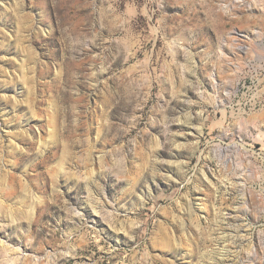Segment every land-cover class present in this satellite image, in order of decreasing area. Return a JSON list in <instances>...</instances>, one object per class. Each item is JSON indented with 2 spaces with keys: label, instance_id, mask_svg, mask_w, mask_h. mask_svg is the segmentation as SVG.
Returning <instances> with one entry per match:
<instances>
[{
  "label": "rangeland",
  "instance_id": "374dc122",
  "mask_svg": "<svg viewBox=\"0 0 264 264\" xmlns=\"http://www.w3.org/2000/svg\"><path fill=\"white\" fill-rule=\"evenodd\" d=\"M0 264H264V0H0Z\"/></svg>",
  "mask_w": 264,
  "mask_h": 264
},
{
  "label": "bare ground",
  "instance_id": "6f19581e",
  "mask_svg": "<svg viewBox=\"0 0 264 264\" xmlns=\"http://www.w3.org/2000/svg\"><path fill=\"white\" fill-rule=\"evenodd\" d=\"M45 126H46V125H43L42 128H44ZM29 143H30V142H29ZM56 147H57V146H56ZM52 150H53V149H52ZM52 150H51V151H52ZM52 152H53V151H52ZM50 154H51V152H50ZM20 155H21V156L17 158V166H18V167H20V166L23 165V162L25 161L26 156H27L26 153H23V152H21ZM52 157H53V156H51V155H50V156H46V161L51 160Z\"/></svg>",
  "mask_w": 264,
  "mask_h": 264
}]
</instances>
